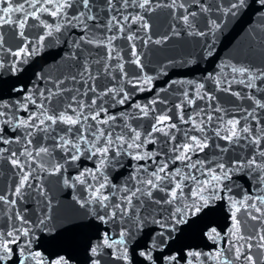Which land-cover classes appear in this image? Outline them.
I'll return each instance as SVG.
<instances>
[{
  "label": "water",
  "instance_id": "95a60500",
  "mask_svg": "<svg viewBox=\"0 0 264 264\" xmlns=\"http://www.w3.org/2000/svg\"><path fill=\"white\" fill-rule=\"evenodd\" d=\"M144 2L0 0V264H264V6Z\"/></svg>",
  "mask_w": 264,
  "mask_h": 264
},
{
  "label": "snow or ice",
  "instance_id": "6c2138e0",
  "mask_svg": "<svg viewBox=\"0 0 264 264\" xmlns=\"http://www.w3.org/2000/svg\"><path fill=\"white\" fill-rule=\"evenodd\" d=\"M45 2H49V3H50L51 0H45ZM82 3H83V5H84L85 7H88V5H89V0H82ZM148 3H149V0H145L144 4H141L140 7L143 8V7H145V5L148 4ZM240 3H243V0H240ZM260 3H261V6H264V0H260ZM181 6H182V5H181ZM236 6H237V5H235V4L233 5V7H236ZM33 7H35V5H33ZM62 7H63V5L59 6V7L57 8V11H53V12L51 13V15L56 16V15L59 13V11L62 9ZM42 10H43V11H48L47 8H43ZM3 11H4L5 15H7L9 12H13V11H15V12H21V11H23V5H21L19 8L6 7V8L3 9ZM33 15H35V13H33ZM184 19L187 21L188 17L185 16ZM4 22H9V21L5 20ZM20 26L23 27V22H21V25H20ZM57 30H59V29H57ZM41 39H44V37H41ZM24 51H25L24 49H20V52H24ZM19 54H20V53H15V55H19ZM239 71L244 72V71H246V69H239ZM125 99H127L126 96H125ZM123 102H124V100H121V101H120V103H123ZM137 107H139V106H137ZM95 118H96V117H93V119H95ZM29 119H31V117H30ZM47 119L52 120L53 123L56 122V120H55L53 117H51V116L47 117ZM61 119H63V118H61ZM166 119H167V117H161V120L158 121V123H161V122H163V121L166 120ZM67 122L72 123V124L77 123V121H75V120H71L70 118L68 119ZM21 123L24 124V123H26V122H25V121H21ZM41 123H43V121H41ZM229 123L235 124V123H238V122H235V121H229ZM157 130H159V129H156V128L153 129V131H157ZM244 131H248V129H244ZM101 135H104L103 131H101ZM109 135H111V134L109 133ZM236 135H238V133L233 132V136H236ZM233 136L227 137V139L231 140V139L233 138ZM0 139H2V137H0ZM81 139H84V137H81ZM136 139H139V133H137V135H136ZM192 139H193L194 143L191 144V145H188V144L184 145V152H183L179 157H177V159L183 161V160H185L186 158H188V157L186 156V153L189 152L190 150H192L194 147H198L200 151H203V149H204L205 147H207V144H206V143H205V144H201V143L199 142V140H198L196 137H193ZM4 142H5V143H8V141H4ZM132 146H133V145H131V144L129 145V147H132ZM137 147H138V145H137ZM42 151H47V149H42ZM99 151H100L101 153H105V154H106L107 151H108V148L105 147V148L99 149ZM75 158H76V157H73V159H75ZM135 158H136V159H140L141 157L137 156V157H135ZM13 163L15 164V163H17V162L14 160ZM252 163H254V161H253ZM166 167H167V165H164L163 167H161V168L159 169V172H164ZM191 167L195 168L196 165H191ZM220 168L223 169V168H224V165L221 164V165H220ZM82 175H83V174H82ZM153 175L155 176L156 180H161V179H163V177H161V176H160L159 174H157V173H153ZM222 178H223V179H226V178H227V172H223L222 175H220V176H218V175H214V174H213L212 177H211V180L208 181V183L211 184V181H219V180H221ZM193 179H195V177H193ZM27 180H28V176L26 175V176H24L23 180L21 181V186H20V187H23V186H24V183H25ZM148 183H149L153 188L157 187V185L154 184L151 180H149ZM103 187H104V185H101V188H103ZM179 187H180V185L177 184V185H176V188L178 189ZM16 191H17V193H19V192H20V188H17ZM176 195H177L176 191L173 190V192H172V199H173V200L176 198ZM194 195H198V193H194ZM4 199H5V197L0 196V201H2V200H4ZM104 199L107 200V197H104ZM169 202H171V201H169ZM261 202L264 203V200H262ZM11 203H15V202L12 201ZM178 211H179V209H178ZM197 211H199V208H197ZM234 219H235V215H234ZM236 226H237V225H234V227H236ZM213 231H215V230H213ZM8 235L11 236V235H14V233H8ZM24 235H27V231H25ZM18 238H19V237H17V239H18ZM262 239H264V238H262ZM14 243H16V240H15V239H14V240H11V241H5V242H3L2 244H0V250H2V251L5 252V253L11 254L12 249L9 247V245H10V244H14ZM261 246L264 247V245H261ZM93 251H95V249H93ZM36 255H39V253H37ZM142 255H143V253H142ZM3 259H4V257H0V260H3ZM249 259H251V258H249ZM20 264H24V261L22 260V261L20 262ZM54 264H65V262H64L63 258H61V259L55 261Z\"/></svg>",
  "mask_w": 264,
  "mask_h": 264
}]
</instances>
